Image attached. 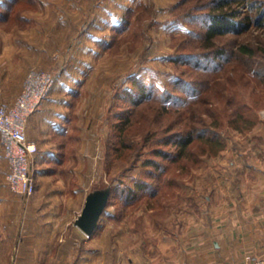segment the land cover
Wrapping results in <instances>:
<instances>
[{
	"label": "rangeland",
	"instance_id": "1",
	"mask_svg": "<svg viewBox=\"0 0 264 264\" xmlns=\"http://www.w3.org/2000/svg\"><path fill=\"white\" fill-rule=\"evenodd\" d=\"M201 1L15 0L4 9L0 0V106L16 102L31 71L54 76L57 110L72 104L56 140L64 149L34 171L31 198L10 190L0 137V219L23 234L0 240V264H17L33 245L51 253L47 264H200L196 229L229 212L256 183L251 171H264V0L246 1L237 20L243 28L217 41L227 55L206 68L203 25L194 26L195 37L184 22L187 11L210 3ZM208 12L209 5L196 14ZM23 37L28 62L4 58L13 45L6 42ZM240 45L255 55H232ZM182 55L202 58L201 66L171 60ZM135 80L182 101L134 105L126 95ZM187 134L194 141L182 150L175 140ZM153 160L158 166L148 165ZM142 183L148 188L126 200ZM108 194L89 236L78 225L87 199ZM27 231L39 236L26 239Z\"/></svg>",
	"mask_w": 264,
	"mask_h": 264
},
{
	"label": "crops",
	"instance_id": "2",
	"mask_svg": "<svg viewBox=\"0 0 264 264\" xmlns=\"http://www.w3.org/2000/svg\"><path fill=\"white\" fill-rule=\"evenodd\" d=\"M21 40L18 44L17 40L10 43L6 42V44H13L15 47L13 45L11 48L5 47L3 57L6 58L7 53L12 57L20 55L24 65L28 62L30 42L27 37H23ZM53 93L54 91L34 113L28 126V138L38 148L34 161L35 171L38 170L42 160L48 157L56 159L59 152L64 149L63 146L58 145L56 140L65 134L64 127L68 128L69 122L66 120H69L67 116L72 104L65 100L64 111L57 110L56 106L60 103L55 102ZM1 154L0 151V156H2ZM251 176L256 183L246 186L251 188L247 189V195H243V200H231L229 205L225 207L229 209V212L226 214L224 212L223 215V211L220 209L217 213H221V215L218 216L217 214L209 222L205 220V223L207 222L209 225L208 227L203 225L196 229L203 239V242L198 245L200 246L198 253L202 252L199 255L202 256L200 264H208L209 262V264L211 262L212 264H238L245 257L250 259L264 258V171H251ZM258 179H261L260 183H257ZM0 220V240H6L10 243V241L23 236L19 230L13 233L11 225H9L12 223L9 217L3 216ZM28 220L38 224L42 222L55 224L54 219L46 217L28 218ZM42 230L46 234H49L48 230L51 232L50 229ZM24 235L26 239L39 236L31 231H27ZM26 239L24 238V240ZM204 241L209 243L206 244ZM23 255L17 264H35L34 259L39 255L41 256L37 264H47V257L51 253L40 251L33 245L32 248L23 252Z\"/></svg>",
	"mask_w": 264,
	"mask_h": 264
},
{
	"label": "built area",
	"instance_id": "3",
	"mask_svg": "<svg viewBox=\"0 0 264 264\" xmlns=\"http://www.w3.org/2000/svg\"><path fill=\"white\" fill-rule=\"evenodd\" d=\"M53 85L52 74L31 71L16 102L0 106V137L9 167L7 182L10 190L24 199L33 197L37 191L34 161L38 148L28 139V122L42 106ZM238 264H264V258L247 257Z\"/></svg>",
	"mask_w": 264,
	"mask_h": 264
},
{
	"label": "trees",
	"instance_id": "4",
	"mask_svg": "<svg viewBox=\"0 0 264 264\" xmlns=\"http://www.w3.org/2000/svg\"><path fill=\"white\" fill-rule=\"evenodd\" d=\"M15 0H7V2L4 5V9H10L9 7L10 2L13 3ZM210 3L204 4L200 6H195L193 10L187 11V14L184 15V22L189 24L191 26V29H189V33L195 34V37L201 36V33H197L193 28L197 24L200 26V23H202L203 31V37L202 42L200 43L204 50V54L201 56H205L203 59H205L204 68H206L208 65H210L215 60H221L225 55H227V49L217 48V41L222 36H224L226 33L230 32H239L243 28V23L241 21H237L238 18L241 16L242 11L241 8L246 3L247 0H209ZM9 2V3H8ZM205 2V0L201 1ZM209 5V12L205 15L196 14V11H199V8H204L205 6ZM196 10V11H195ZM261 10V9H258ZM6 13H0V18H3ZM261 19L264 20V17ZM262 20V22H263ZM183 32V33H188ZM214 51V52H213ZM232 55L238 56L239 54L247 55V56H254L255 50L252 49V47L248 45H240L238 49H236V53L231 51ZM213 56V57H212ZM211 57V58H210ZM202 58H198L195 55H182L178 56L176 58H172L171 60L173 62L179 63V64H192L201 60ZM212 59V60H211ZM212 61V62H211ZM199 64V62H198ZM201 66V64H199ZM134 84L136 85V90L129 91L127 93V97L130 99V101L134 105H138L140 103L144 104L150 101L151 99L160 98L162 101L169 102L171 101L172 105H176L175 102L178 104L180 101V98L174 97L172 95H169L166 93H161L160 95L157 94V89L155 86H147L143 83H140L139 81H134ZM188 87V86H187ZM183 88L184 92H188V88ZM182 101V100H181ZM180 101V102H181ZM201 136V135H200ZM198 136V138L200 137ZM194 141L193 134H187L184 137H179L175 140V144L179 145V147L182 150H185L192 142ZM158 156L162 157H168V155L162 153L161 151L157 152ZM179 157V156H178ZM180 158V157H179ZM149 166H158V161H150L148 163ZM158 168V167H157ZM148 186L145 183L137 184V189L134 191H130L128 195H126V200H130L134 197H136L139 192L144 191L147 189ZM111 201V198H110ZM110 203V202H109Z\"/></svg>",
	"mask_w": 264,
	"mask_h": 264
},
{
	"label": "water",
	"instance_id": "5",
	"mask_svg": "<svg viewBox=\"0 0 264 264\" xmlns=\"http://www.w3.org/2000/svg\"><path fill=\"white\" fill-rule=\"evenodd\" d=\"M110 202V194L95 195L89 197L85 204L81 217L78 220L79 227L87 234L92 235L98 228L100 219Z\"/></svg>",
	"mask_w": 264,
	"mask_h": 264
}]
</instances>
